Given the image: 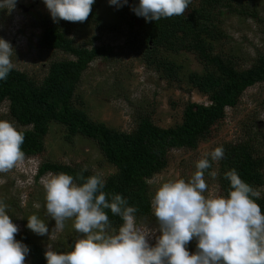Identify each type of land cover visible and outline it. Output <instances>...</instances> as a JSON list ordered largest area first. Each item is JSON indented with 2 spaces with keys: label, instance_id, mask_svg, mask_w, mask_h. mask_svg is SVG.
Returning <instances> with one entry per match:
<instances>
[{
  "label": "trees",
  "instance_id": "trees-1",
  "mask_svg": "<svg viewBox=\"0 0 264 264\" xmlns=\"http://www.w3.org/2000/svg\"><path fill=\"white\" fill-rule=\"evenodd\" d=\"M247 1L190 0L183 15L151 22L131 12L128 49L140 53L143 62L157 70L160 77L168 82H179L184 77L211 101V104L189 101L183 109L182 120L168 128L156 124L152 112L143 104L135 109L136 127L132 131L92 120L84 108L75 104L76 92L90 64L98 57L105 59L111 55L113 48L93 45L98 39L95 37L88 42L93 46H78L69 31L57 22L39 21L38 45L68 53L73 58L52 61L42 80L18 68L6 80H0V103H8L9 116L22 126L19 130L25 136L24 157L41 155L51 124L64 125L68 140L72 141L76 135L94 140L106 160L114 165L115 172L105 179L107 198L110 200L113 194L124 197L128 206L138 210L137 222L152 218L148 179L164 170L172 150L196 149L201 141L208 139L212 127L226 116V108L236 106L246 89L264 81V54L258 55L249 67H242L233 53L227 54L221 48L230 37L224 27L228 14L259 17L255 10L258 8ZM100 4L94 3L85 21L95 24L97 29L103 28L102 16L97 11ZM2 16L0 9V19ZM259 21L264 22V18L260 17ZM182 53L193 56L202 71L193 69L184 75V61L176 58ZM224 153L217 177L223 194L226 196L230 187L225 173L235 169L242 180L261 192L257 203L264 212V154L258 153L251 135L229 142L224 146ZM84 168L78 164L45 161L39 167L38 176L64 172L75 178ZM94 173L97 172L87 168L83 174L88 177ZM105 211L112 227L119 229L123 223L121 218L114 216L110 209ZM15 239L28 246L29 264H47V249L32 234L25 230L16 234Z\"/></svg>",
  "mask_w": 264,
  "mask_h": 264
},
{
  "label": "rangeland",
  "instance_id": "rangeland-1",
  "mask_svg": "<svg viewBox=\"0 0 264 264\" xmlns=\"http://www.w3.org/2000/svg\"><path fill=\"white\" fill-rule=\"evenodd\" d=\"M95 2L101 3L97 11L102 16L103 28L97 29L95 24L86 22H58L69 31L70 37L78 46L103 45L113 48L111 55L105 59L98 57L90 64L83 73L76 92L75 104L84 108L92 120L118 130L132 131L136 127L135 109L143 104L148 107L147 111L152 112L156 124L168 128L182 120L183 109L189 101L210 104L209 98L193 88L186 78L183 77L179 82H168L160 77L157 70L143 62L140 53L128 49L126 41L131 31L130 14L139 0H128V4L119 8L110 5L109 0ZM247 2L254 3L258 8L255 10L259 17L228 14L224 27L230 37L221 45L225 53L236 56L242 67H249L258 55L264 54V22L259 21L260 17L264 18V0ZM1 10L3 16L0 19V38L13 46L11 59L15 68L42 80L52 61L73 58L68 53L43 49L38 45L41 28L37 23L43 19L53 21L43 0H16L15 8L11 11ZM122 13H125L127 19L126 16H121ZM93 37L98 39L93 45L88 44ZM176 58L179 62L184 61V75L193 69L202 71L193 56L182 53ZM225 114L224 119L212 127L211 136L201 141L196 149L172 150L164 170L148 179L152 199L157 188L164 182L178 179L187 182L196 171V161L216 147L224 148L229 142L244 140L251 135L258 153L264 154V81L246 89L239 103L234 107H227ZM0 120L10 121L17 129L22 128L9 116L7 102L0 103ZM66 136L64 125L51 124L45 140L46 148L41 155L23 157L13 169L0 172V201L8 206L7 214L18 226V232L27 230L46 249L51 244L57 252L73 250L80 234L75 231L72 220L66 221L64 230L56 233L52 240H49V235L40 236L27 228L28 217L33 214L47 224L49 234L55 228V220L46 213V193L40 182L41 177L48 173L38 176L40 165L45 161L78 164L101 173L104 179L116 170L94 140L76 135L71 141ZM219 168L220 160L213 161L209 170L216 171L218 177ZM217 177L213 179L205 173L209 186L205 196H225ZM37 204L39 208L35 206ZM151 217L142 220V226L147 230L154 225L159 228L153 213ZM197 243L194 238L186 245L190 253L197 251ZM29 263L30 260L26 258L25 264Z\"/></svg>",
  "mask_w": 264,
  "mask_h": 264
},
{
  "label": "clouds",
  "instance_id": "clouds-1",
  "mask_svg": "<svg viewBox=\"0 0 264 264\" xmlns=\"http://www.w3.org/2000/svg\"><path fill=\"white\" fill-rule=\"evenodd\" d=\"M43 2L54 22L82 23L91 14L95 0ZM189 3L190 0H139L132 11L151 22L183 15ZM15 4L16 0H0V9L11 11ZM109 4L119 8L128 0H109ZM13 52L11 43L0 38V80H6L15 68ZM24 140V133L14 124L0 120V172L22 161ZM224 154L222 146L216 147L196 161V171L187 182L178 179L157 188L151 206L159 228L154 225L147 230L142 222L137 224L138 210L128 206L120 194H113L109 200L103 175L97 172L85 177L87 167L75 178L64 172L41 177L46 213L55 220V228L49 234L47 224L35 214L28 217L27 228L40 236L49 235L52 240L64 230L66 221H73L80 234L73 250L57 252L48 244L47 264H264V212L257 203L261 192L232 169L225 173L230 182L226 196L204 195L209 190L205 173L215 179L217 172L208 170L211 162H218ZM7 207L0 201V264H25L29 248L15 239L25 230L18 232ZM109 209L123 221L118 231L105 211ZM194 238L198 243L193 254L186 245Z\"/></svg>",
  "mask_w": 264,
  "mask_h": 264
},
{
  "label": "water",
  "instance_id": "water-1",
  "mask_svg": "<svg viewBox=\"0 0 264 264\" xmlns=\"http://www.w3.org/2000/svg\"><path fill=\"white\" fill-rule=\"evenodd\" d=\"M24 10H25V11H27L28 9H27V8H25V6H24Z\"/></svg>",
  "mask_w": 264,
  "mask_h": 264
}]
</instances>
